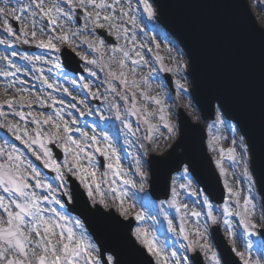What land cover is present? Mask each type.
I'll return each instance as SVG.
<instances>
[{"label": "rangeland", "instance_id": "1", "mask_svg": "<svg viewBox=\"0 0 264 264\" xmlns=\"http://www.w3.org/2000/svg\"><path fill=\"white\" fill-rule=\"evenodd\" d=\"M106 2L112 3V0H106ZM249 2L257 22L264 28V15L255 6L254 0H249ZM57 4L65 12H70L71 16H59L53 13L57 23L51 24L49 18L36 8L31 0H0V8L5 9L3 13H0V40L4 41V43H0V105H4L0 111L8 114L6 118L0 116V124L5 125L0 127V147L4 149L6 154L15 149L13 155L21 157L23 161L21 170L25 172V175L31 174L32 169H35L29 162V156L36 158L39 156V160L55 176L48 178L35 169L40 174L38 179L43 183L51 184L52 188L57 190V196H60L65 189L61 187L62 181L57 179V172L46 165V161H54L51 155L50 157L44 156L45 150L50 152L47 148L48 143H55L63 152L61 162H54L63 175L64 182L66 176L71 175L87 193L85 184L92 185L94 188L93 178L87 173L79 172L78 168L84 167L88 169V172L94 171L96 173V183L100 184L101 191L105 193L104 199L108 207L97 203L98 205L105 209L112 207L120 213L119 200L115 199L117 193L111 192L110 189L116 187L126 190L128 196L124 200V207L129 209V213L124 218L132 217L135 219L136 213H142L145 219L143 221L135 219L136 228H146L157 239L158 246L163 248L166 258H170L171 253L175 252L176 258L181 261V264H190V260L184 261L183 258L185 256L190 257L191 254L198 251L205 264H213L211 256L215 250L209 235V229L213 225L220 227L228 244L232 248L233 243L235 244L236 251L245 252L253 259L261 258L264 255V247L258 233L254 230L252 235H248L238 216L225 217L223 215L225 207H229L233 212L238 211L235 193H239L241 205L245 197L254 198L253 203L256 205L257 216L260 215L261 204L254 192V186L248 179V174L245 175V163L248 156L242 151L244 143L241 144V137L235 127L223 121L219 116L216 117L214 123L206 127L210 131L208 152L214 160L213 162L227 190L228 198L225 203L214 207L202 200L199 189L188 173L185 174L183 170L174 176L170 196L165 202L163 210L161 209V202L153 203L148 198L136 202L138 193L142 190L140 188L141 177L138 174L134 175L136 159L141 160L142 171L145 172L147 178V167L142 158L151 153L161 154L172 144L177 136L176 112L178 108L184 109L192 121H199L198 112L192 105L187 91L190 83L186 77V59L172 38L151 22V20H155V16L149 19L147 14L143 12V5L139 0H131L129 15L122 16L121 9L128 11V7L127 0H121V3L115 6V13H113L117 18L112 23L119 28L117 31L110 28L109 24L102 19L100 23L104 26L97 27L92 22V18L86 16V12L99 11L103 17L109 14L110 9H93L90 6L82 8L78 0H72L71 6L66 0H44L45 7ZM26 9L27 11H25ZM132 16L136 18L135 24L131 22ZM76 19L79 21L78 24ZM147 21L149 26H147ZM7 28H12L11 34ZM125 28L128 29L126 36L124 34ZM97 29L104 30L107 35L115 40L116 44L109 46L103 43L95 33ZM33 31L36 32L35 38L31 35ZM25 32L27 35L21 34ZM63 35L69 37L67 43L59 39ZM25 40L28 42L25 43ZM49 40L52 41L54 48L40 46V41L47 44ZM23 46L32 47L34 50L32 52L22 51ZM63 46L82 61L83 74L81 76H69L61 68L58 54ZM120 49L127 51L129 56L125 58ZM136 52H140L144 60L134 65L132 61L139 60ZM157 55L163 57V65L156 59ZM90 61H95V63H90ZM121 61L125 64L123 69L120 67ZM178 65L181 66L179 73H177ZM167 68L172 69V71L163 70ZM132 69H135L134 73ZM121 71H123L129 85L132 81H136L140 87L138 89L130 86L125 87L123 78L119 76ZM163 72L169 73L172 78L173 94L162 81L161 73ZM177 80L184 85L183 90L177 89ZM112 88H115L116 91L113 92ZM133 92L136 93L135 106L140 109L135 114H133L134 109L132 107ZM141 92L150 99H143L140 95ZM122 97H127V100ZM153 97L160 99L163 103L161 105L155 104L151 100ZM9 100L13 102L11 109L5 104ZM94 101H97L99 105L93 106ZM117 105L122 117L120 120L116 119ZM161 107L165 109L163 113L165 120L163 121L160 120L159 109ZM145 108L150 114L147 118L153 126L151 132H149V124L144 122L145 117L142 113ZM16 113H22L24 119L21 120ZM34 121H39V124ZM73 121H75L76 127L83 125L85 128L75 130L74 127L72 128ZM9 123L18 126L19 131L16 134L8 130L7 125ZM125 123L131 125L135 135L124 128ZM165 123L172 126V132H169L164 126ZM65 124L71 129L67 134L63 131ZM56 125L60 126L58 132ZM25 132H27V136L24 135ZM105 134L109 136V142L115 148L120 167L137 182L135 188L124 185L123 177L114 176L107 167L108 163H114V161L106 159L97 151V148H107V143L103 140ZM16 135H20L21 139H16ZM149 135L152 139H145ZM66 136H71L73 140L81 144L84 151L79 152L76 146L66 139ZM92 136L96 137V144H92L91 140L86 138ZM33 140L39 142L31 143ZM26 142L31 147H27ZM41 143L44 145L43 148L40 146ZM66 148L68 151H65ZM231 148L235 149V159L228 152ZM221 149L224 150L223 156ZM77 153H79V165L73 158ZM89 157L91 164H89ZM100 157H103L106 168L103 171L98 161ZM0 163H7L6 156L0 157ZM29 182L35 183L34 180ZM143 188L145 191V182ZM229 189L232 190L233 194L229 193ZM173 190L177 193L175 197L177 204L187 205V208L182 207L177 212L175 206H168L173 199ZM36 191L40 195L47 194L42 189ZM0 195H5L7 198V194L2 191H0ZM94 196L97 202L101 199L100 195L95 192ZM89 200L93 203L92 199L89 198ZM60 206L61 204L55 203L44 205V207L55 208L63 212ZM209 210L213 216L217 217V223H211L208 217ZM192 212H198L200 216H192ZM165 214L167 219H165ZM71 218H69V226H72L71 221L75 219ZM224 219H228L232 225L234 235L231 237L225 231ZM168 220L172 221L175 231L168 230ZM206 222L208 224L206 236L199 240V244L208 243L211 251H202L199 244L194 250L187 248L189 242L195 243L198 240L194 235L197 224L203 226ZM181 223L184 224L189 235L187 241L183 239V235L179 231ZM136 228L133 230V234ZM259 228L262 229L263 227ZM77 235H79V230H77ZM249 236L252 239H249ZM249 244L251 247H246ZM152 258L156 264V258L153 256ZM170 264H174V262L170 260Z\"/></svg>", "mask_w": 264, "mask_h": 264}, {"label": "water", "instance_id": "2", "mask_svg": "<svg viewBox=\"0 0 264 264\" xmlns=\"http://www.w3.org/2000/svg\"><path fill=\"white\" fill-rule=\"evenodd\" d=\"M158 21L183 46L190 60L192 99L203 120L213 118L215 104L233 121L247 141L253 175L264 206V31L259 29L243 0H152ZM64 58V57H63ZM72 72H77L63 63ZM180 137L164 157H150V193L166 198L171 175L183 164L209 198L221 203L223 192L205 154L204 133L180 113ZM56 157L59 153L52 147ZM178 150L181 153H178ZM71 183L70 212L82 219L100 249L102 261L111 254L117 264H152L131 239L132 224L113 214L87 207L82 192ZM264 238V231L261 232ZM213 241L223 264H239L217 229ZM201 264L199 257L192 258Z\"/></svg>", "mask_w": 264, "mask_h": 264}, {"label": "snow or ice", "instance_id": "3", "mask_svg": "<svg viewBox=\"0 0 264 264\" xmlns=\"http://www.w3.org/2000/svg\"><path fill=\"white\" fill-rule=\"evenodd\" d=\"M32 3L35 4V7L40 9V11L49 18V23L56 24L57 20L54 17L53 13H56L59 16H71L70 12H65L63 8H61L58 4L53 5L51 7L44 6V0H31ZM66 2L71 6L72 0H66ZM79 5L82 8L92 7L93 9H110L109 14L101 17V13L99 11L94 12H86V16L92 18V22L97 27H103L104 25L100 23L101 19L104 22L109 24L110 28H114L119 31L117 25L113 24L112 21L117 17L113 15L115 13V6L121 3V0H112V3H107L106 0H78ZM143 5V12L147 14L149 19L155 16V10L151 0H139ZM255 6L264 15V0H254ZM128 11H124L121 9L122 16H128L129 11H131V0H127ZM5 9L0 8V13H3ZM27 11V9L25 10ZM35 15V13H33ZM19 19V17H17ZM131 22L135 24L136 18L135 16L131 17ZM9 34L12 33V28H7ZM128 29H124L125 36L127 35ZM22 35H27V33H21ZM32 37L35 38L36 32L33 31L31 33ZM59 39L65 43L69 41V37L67 35H63L59 37ZM134 39V37H133ZM25 43L28 41L25 40ZM0 43H4V41L0 40ZM41 47L54 48L52 41L49 40L47 44L44 41H40ZM59 51V49H56ZM120 51H123L120 49ZM123 55L125 58L129 56L127 51H123ZM139 60H133L132 64H139L144 60V57L140 52H136ZM156 59L161 62L163 65V57L159 55L156 56ZM90 63H95V61H90ZM120 67L123 69L125 64L123 61L120 62ZM181 66H177V73H179ZM165 71L171 72L172 69L167 68L163 69ZM19 71V69H17ZM133 73L135 69H132ZM7 75V73H5ZM119 76L123 78V83L125 87H132L138 89L140 87L136 81H132L131 85H129L127 79L123 71L119 73ZM51 87V85H49ZM176 87L178 90H183L184 85L180 83L179 80L176 81ZM113 92L116 91L115 88L111 89ZM140 95L145 100H149L150 98L143 92ZM135 97L136 93H132L133 99V109L135 112L140 111L135 106ZM127 100V97H122ZM152 102L157 105H161L163 102L160 99L155 97L151 98ZM5 104L9 109L13 107V102L11 100L6 101ZM4 105H0V108H3ZM74 107V105H73ZM161 115L160 120H165V116L163 115L165 109L161 107L159 109ZM19 115L20 119H24V115L22 113H16ZM145 117V124H149V132L153 130V126L149 123L147 109L145 108L142 113ZM8 114L3 111H0V116L6 118ZM59 115V114H57ZM116 119H122L119 106H116ZM39 124V121H34ZM48 123V121H45ZM75 123V121H73ZM5 126L0 124V127ZM169 132L173 131V128L170 124L165 123L164 125ZM7 128L10 132L16 134L19 129L15 124L9 123ZM57 132L59 131L60 126L56 125ZM124 128L128 130L129 133L135 135L132 130L130 124L125 123ZM63 131L67 134L71 131V129L65 124L63 127ZM27 136V132L24 133ZM39 135V133H37ZM86 135V134H82ZM90 139L92 144L97 143V139L95 136L86 137ZM16 139H21L20 135H16ZM66 139L76 148L79 152H83L84 149L77 141L73 140L71 136H66ZM145 139L151 140L152 137L149 135ZM243 137H241V144L243 145ZM103 140L107 143V148L100 149L97 148V151L104 155L106 159L113 160L114 163H108L107 167L110 169L114 176L123 177V184L126 186H130L132 188L136 187V181L128 176V173L125 172L120 167L119 157L116 155L115 148L112 147L109 142V136L107 134L104 135ZM38 140H33L31 143H38ZM235 143V141H233ZM27 147H31L30 144L26 142ZM41 148L44 145L41 143ZM65 151H68L66 148ZM221 155L223 156L224 150L221 149ZM242 151L247 153V147H242ZM13 152L5 153L4 149L0 147V157L6 156L7 163H0V191L7 194V198L5 195H0V264H117L112 255H108L106 260L102 261L100 258V252L95 245V243L90 239L87 230L84 228L82 221L79 218H76L71 221V225L69 226V218L63 213L58 211L55 208H47L44 207L46 204L55 203L57 205L61 204V199L57 196V190L52 188L51 184H46L41 182L39 177V172H37L34 168L32 169L31 174L25 175V172L21 170V165L23 161L19 155H13ZM229 154L235 159V149L231 148L228 150ZM50 152L45 150L44 156L50 157ZM40 158L39 156L37 157ZM77 165H79V153H77L73 157ZM89 164H91V158L89 157ZM46 165L48 167H52L57 172V179L62 181L61 187L64 188V192L61 194L68 198V201L71 202L73 199V193L68 190L66 182L63 181V175L60 173L58 167L55 166L54 161H46ZM71 170V169H70ZM78 171L81 173H87L93 178V188L92 185L85 184L87 189V196L93 200V204L99 203L104 207H108L104 199L105 193L101 191L100 184L96 183L95 177L96 173L88 172L87 168L79 167ZM183 171L185 174L189 172L187 166L183 167ZM135 174H138L141 177L140 180V188L143 189L144 182L146 181V174L142 171V164L140 159H136V168ZM245 175H247V167H245ZM249 181L251 182V176H248ZM34 180L35 183L32 184L29 181ZM115 183V181H113ZM227 186V185H226ZM42 189L46 191V195H40L36 190ZM111 192L117 193L115 199L119 200V210L122 216H127L129 213V209L124 207V200L128 196V192L123 189H117L116 187H112ZM94 192L100 195L101 199L97 202L95 200ZM229 193H232V190L229 189ZM177 193L175 190L172 192L173 199L168 204L169 207L175 206L176 211L179 212L181 208H187V205H179L176 202ZM237 199L235 201L236 208L238 211L233 212L229 207L224 208L223 215L225 217L236 215L240 218V223L243 226V229L248 235H252L254 230L259 227H264V206H262L260 215H256V205L253 203L254 198L245 197L243 199V204L240 203L239 193H235ZM164 201H161V209L164 208ZM63 207V205H61ZM96 212H99V209H96ZM192 216L199 217L200 213L192 212ZM208 217L212 224L217 223V217L212 215L211 210L208 212ZM135 219L137 221H143L145 217L142 213H136ZM165 219H167V215L165 214ZM223 224L225 225V231L231 237L234 235L233 228L228 219L223 220ZM208 224L207 222L201 226L199 223L197 224L194 235L198 238V240L193 243L189 242L187 248L195 249V247L199 244V240L204 239L206 236ZM204 229L203 231L201 229ZM77 230H79V235H77ZM168 230L175 231L176 229L173 227L172 221L168 220ZM180 233L183 235L184 240L189 239V235L185 230L184 224L181 223L179 228ZM136 239L142 244V246L146 249V251L156 258V264H170V260L174 262V264H181V261L176 258V253H171L170 258H166L164 256V250L162 247L158 246L157 239L152 236V234L143 227H138L134 233ZM199 247L202 251H211V248L208 243L199 244ZM246 247L250 248L251 245H247ZM232 251L236 252V255L240 258L243 264H264V255L259 259H253L251 256L245 254L242 251H236L235 244L233 243ZM184 261H188L189 257L185 256ZM211 260L213 264H220L219 259L216 256V253L213 252L211 256Z\"/></svg>", "mask_w": 264, "mask_h": 264}]
</instances>
